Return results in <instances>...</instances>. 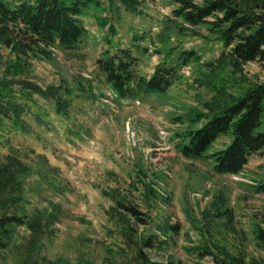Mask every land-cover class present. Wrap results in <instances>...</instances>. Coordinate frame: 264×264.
I'll return each instance as SVG.
<instances>
[{
    "label": "rangeland",
    "instance_id": "obj_1",
    "mask_svg": "<svg viewBox=\"0 0 264 264\" xmlns=\"http://www.w3.org/2000/svg\"><path fill=\"white\" fill-rule=\"evenodd\" d=\"M102 4L101 8L91 7L82 15L88 36L80 51L57 48L54 62L34 59L30 77L44 86L59 82L62 76L70 80L74 74L95 77L98 97L74 99L70 105L71 118L52 111L54 128L40 137L11 131L10 126L0 130L4 135L0 136L1 160L5 159L10 144L28 160L37 153H44L53 167L58 168V182L64 189L39 184L40 178L33 175L27 180L29 187L36 189L27 190L24 197L28 202L23 201L29 213L48 214L54 205L61 208L53 223V232L42 246L44 253L49 259L58 260V264H104L103 259L111 264L120 262L123 238L109 217L111 202L102 194L104 188L117 187L151 216V223L140 224L138 233L156 232L157 225L167 220L179 223V232L164 248L151 251L155 259H173L175 264H214L211 256L201 259L193 252L196 245L206 242L226 245L235 252L243 249L248 258H264V249L256 245L253 237L255 223L264 225V194L255 191L256 180H264V152L252 155L241 173L221 174L215 172L208 158H189L175 146L176 131L187 127V122L177 116L185 115L191 108L205 107V102L216 95L213 85L226 84L228 89L223 95L227 99L228 94H243L250 85L264 82V64L250 61L244 65L242 73H232V67L226 65L217 70L218 74H212L210 67L207 70L203 64L215 60L224 46L219 39L205 38L209 31L204 26L196 28L195 32L189 26L182 35L172 26L167 41L160 42L156 33L166 31L163 23L172 15L173 0H144L140 13L120 2L116 3V11L109 0H103ZM101 19L106 24H102ZM110 24L115 25L119 33L113 38L114 47L137 49L134 43L141 41L136 40L135 32L151 33L155 41L148 38L143 42V49H148L140 56L141 73L145 75H151L157 64L167 59L165 54L171 46L179 47L178 52L196 50L201 55L200 61L183 65L181 79L163 94L116 102L115 94L97 78L96 59L107 48H114L106 39ZM2 53L4 62L8 50ZM177 54L175 52V58L169 60L177 61ZM204 68L207 74L202 72ZM70 126L75 131L80 129L81 134H70L67 131ZM231 140V134L221 135L213 149L228 145ZM138 170L142 171L139 176ZM148 178L159 183L158 201L152 198L146 203L143 199L146 191L142 183ZM217 207L231 209L230 223L227 222L230 217H207ZM29 232L25 225L18 226L14 243L25 240ZM2 251L0 264L18 261L15 249Z\"/></svg>",
    "mask_w": 264,
    "mask_h": 264
},
{
    "label": "trees",
    "instance_id": "obj_2",
    "mask_svg": "<svg viewBox=\"0 0 264 264\" xmlns=\"http://www.w3.org/2000/svg\"><path fill=\"white\" fill-rule=\"evenodd\" d=\"M173 1L172 15L163 23L167 32L156 33L160 42L167 41L172 26L180 35L189 26L193 32L204 26L209 31L205 38L219 39L224 46L215 60L203 64L206 69L210 67L212 74H218L217 70L226 65L232 67V73H242L244 65L250 61L264 64V0ZM118 2L137 13L143 10L144 0H109L115 11ZM102 3L103 0H0V130L10 126L11 131L40 137L54 128L52 111L71 118L70 105L74 99L98 97L95 77L74 74L70 80L62 76L59 82H50L46 86L30 77L33 76L34 59L54 62L57 48L80 51L88 36L82 15L91 7L101 8ZM101 22L106 24L103 19ZM109 31L106 39L114 47L112 41L118 35L115 25L110 24ZM135 33L136 40L141 41L134 43L137 49L115 45L96 59L97 78L115 90L119 98L163 94L181 79L183 65L200 61L201 55L196 50L178 52L179 47L171 46L165 54L167 59L161 60L151 75H145L141 73L140 56L143 57L148 47L143 49L142 44L148 38L151 42L155 40L149 31ZM4 49L8 50V55L3 62ZM175 52L178 53L177 61L169 60L175 58ZM205 68L202 72L207 74ZM212 87L216 95L205 102V107L191 108L185 115L177 116L187 122V127L176 131L175 146L189 158H208L213 162L215 172L239 174L252 155L264 152V82L250 85L243 94H228L227 99H224L228 89L226 84ZM67 131L81 134L80 129L75 131L72 126ZM229 134L232 140L228 145L225 137V145L213 149L221 135ZM8 147L5 159H0V253L4 249H15L18 261L12 264H58V260L46 256L42 246L52 234L53 223L62 212L61 208L54 205L48 214L43 211L29 213L25 206L28 200L24 197L27 190L36 189L33 186L29 189L27 180L33 175L40 178L39 184L64 189L58 182V168L53 167L44 153H37L28 160L21 156L18 148L10 144ZM137 172L139 176L142 171ZM157 184L151 178L143 181L146 203L152 198L159 200ZM255 191L264 194V180H256ZM102 194L111 202L109 217L123 238V256L116 264H175L173 259H155L151 251L164 248L166 242L179 232V223L167 220L157 225L156 232L142 235L138 228L140 224L151 223L149 213L123 194L122 189L104 188ZM219 203L216 205L223 202ZM230 212L227 207H217L207 217L228 218ZM227 222H231V217ZM21 225L30 232L25 240L14 243L17 227ZM253 237L256 245L264 249V225L261 222L255 223ZM194 249L197 257L211 256L214 264H264L263 257L248 258L243 249L235 252L223 244L206 242ZM107 260L103 259L104 264H111Z\"/></svg>",
    "mask_w": 264,
    "mask_h": 264
}]
</instances>
